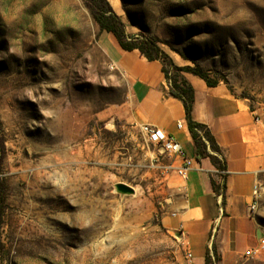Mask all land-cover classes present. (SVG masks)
<instances>
[{"label":"rangeland","instance_id":"374dc122","mask_svg":"<svg viewBox=\"0 0 264 264\" xmlns=\"http://www.w3.org/2000/svg\"><path fill=\"white\" fill-rule=\"evenodd\" d=\"M98 0H0V264H181L174 155L126 121ZM129 35L199 67L264 118V0H106ZM133 188L121 194L115 185ZM256 202L264 226V175ZM247 264H264V248Z\"/></svg>","mask_w":264,"mask_h":264},{"label":"crops","instance_id":"0c3cea01","mask_svg":"<svg viewBox=\"0 0 264 264\" xmlns=\"http://www.w3.org/2000/svg\"><path fill=\"white\" fill-rule=\"evenodd\" d=\"M101 44L127 79L131 98L124 107L125 120L173 137L192 160L185 176L166 174L170 204L163 217L179 235L184 251L192 254L191 264H205L213 244L217 264H247L254 256L250 252L264 240L257 204L249 210L254 187L264 175V118L225 83L210 86L197 75L182 73L194 91L192 119L209 128L225 159L221 177L209 157L197 158L183 104L170 95L161 62L148 60L137 49H122L116 38L115 42L102 38ZM180 163L177 158L173 165ZM212 180L219 185L218 192Z\"/></svg>","mask_w":264,"mask_h":264},{"label":"trees","instance_id":"16d2710c","mask_svg":"<svg viewBox=\"0 0 264 264\" xmlns=\"http://www.w3.org/2000/svg\"><path fill=\"white\" fill-rule=\"evenodd\" d=\"M88 7L92 18L99 25V28L112 33L122 49L126 51L137 49L140 54L148 60H159L161 62L162 72L169 82L170 95L178 98L183 104L185 118L194 141L197 158L209 157L216 168L224 170L225 159L209 128L192 119L191 111L194 101V91L192 86L183 77L182 73L189 72L197 75L204 79L210 86L216 85L218 81L210 78L208 74L199 67L187 65L179 66L175 64L152 38L127 34L122 20L111 9L106 0H98L95 3H91ZM211 183L213 190L218 192L220 189L219 185L213 180ZM211 251L212 254L207 252L205 256V264H217L219 260V255L214 244L212 245Z\"/></svg>","mask_w":264,"mask_h":264},{"label":"built area","instance_id":"2783aa9c","mask_svg":"<svg viewBox=\"0 0 264 264\" xmlns=\"http://www.w3.org/2000/svg\"><path fill=\"white\" fill-rule=\"evenodd\" d=\"M142 130L145 131L151 140L157 142V143H162V147L172 153L174 155V160L175 159H181V163L178 165H173L169 164L166 166L167 170H172L174 171L178 176H185L187 170L191 167L192 165V160L184 156L183 149L180 145V143L175 140L173 137L165 135L163 132L149 126V125H142ZM216 172L222 177L225 171L223 169H216ZM258 193V184L255 185L254 190H253V195L255 197V200L249 205V210L253 211L256 208V196ZM264 247V240H262L261 245L257 249H253L250 254L251 255H256L258 254ZM192 260V254L190 251H185L184 253V259L181 262V264H191Z\"/></svg>","mask_w":264,"mask_h":264},{"label":"water","instance_id":"95a60500","mask_svg":"<svg viewBox=\"0 0 264 264\" xmlns=\"http://www.w3.org/2000/svg\"><path fill=\"white\" fill-rule=\"evenodd\" d=\"M115 189L117 192L121 193V194H132L134 192L133 188L123 184V183H117L115 185Z\"/></svg>","mask_w":264,"mask_h":264},{"label":"bare ground","instance_id":"6f19581e","mask_svg":"<svg viewBox=\"0 0 264 264\" xmlns=\"http://www.w3.org/2000/svg\"><path fill=\"white\" fill-rule=\"evenodd\" d=\"M112 6L114 7V9H116L117 11H120L119 8V0H111Z\"/></svg>","mask_w":264,"mask_h":264}]
</instances>
